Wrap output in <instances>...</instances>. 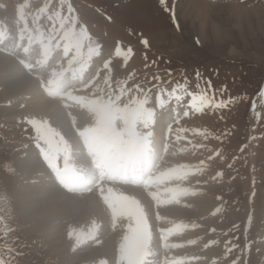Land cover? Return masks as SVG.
I'll return each instance as SVG.
<instances>
[{"label":"rangeland","instance_id":"obj_1","mask_svg":"<svg viewBox=\"0 0 264 264\" xmlns=\"http://www.w3.org/2000/svg\"><path fill=\"white\" fill-rule=\"evenodd\" d=\"M0 29L7 31L0 30V40L15 35L14 43L22 49L32 39L29 56L35 64H42L48 53L53 55L50 70L70 66L68 61L75 56L87 62L82 66H96L89 71L88 86L84 84L81 89L76 87L75 82L81 81L74 70L85 78L88 69L60 70L74 77L75 81L69 80L74 85L72 93L68 92L58 109L46 117L31 110L40 100H32L28 94L7 100L0 84V264H160L159 253L171 259L168 252L173 250L181 256L183 234L172 235L173 248L143 237L130 240L115 228L116 219L121 217L104 207L112 224L94 235L86 234V239L79 235L81 226L67 224L58 237L71 249L62 252L57 245L59 239H54V228L41 229L40 221L36 223L27 213L20 193L24 171L17 165L22 158L31 157L50 171L52 155L58 167H70V156H66L70 152L63 149L65 139L71 137L67 134L72 129L78 132L88 126H103L129 138L125 146L134 148L127 149L133 153L129 171L135 169L139 158L148 168L147 161L157 152L144 150L141 145L163 130L153 119L155 128H150L149 116L156 115L165 103L163 108L174 105L167 101L176 96L186 97L176 105L194 100L201 104L169 123L188 132L187 143L165 152L157 150L163 158L157 176L152 174L150 181L157 190L155 185L142 184V180L138 184L120 180L139 186L148 199L143 200L147 212L142 214L153 220L149 229H154L161 216L153 196L175 197L180 201L163 209L157 224L172 226L174 208L190 212L188 219L175 220L194 224L192 230L199 234L195 237L198 240L186 243L184 248L203 247L209 252L206 258L211 264H264V0H0ZM38 40L48 46H38ZM49 46L65 49L66 59L56 62L55 58L65 52L52 51ZM39 47L42 51L38 53ZM0 49L7 52L0 50V55L25 67L21 54L9 53L2 43ZM25 72L37 82L38 76H31L30 69ZM60 94L57 91L52 96ZM77 98L84 100V108L70 111V103ZM91 101L97 102L98 108L109 106L112 111L136 113L132 122L140 129L137 138H131L129 132L134 130L129 126L101 123V108L92 109L95 104ZM59 112L67 116L66 121L50 122V117L55 118ZM102 129L94 132L106 136V129ZM164 132L163 137L170 139L175 131L169 128ZM101 147L91 141L89 155L106 160ZM118 147L119 143L113 145L116 152ZM107 163L112 164L110 159ZM165 183L182 191L183 196L166 194ZM99 187L93 181L81 193L89 194ZM72 257H76L74 262Z\"/></svg>","mask_w":264,"mask_h":264},{"label":"bare ground","instance_id":"obj_2","mask_svg":"<svg viewBox=\"0 0 264 264\" xmlns=\"http://www.w3.org/2000/svg\"><path fill=\"white\" fill-rule=\"evenodd\" d=\"M0 43L3 44V48L7 49L9 53H17L19 55L21 54V60L25 65V67L19 66L10 57H7L6 55H0V84L4 86V95L7 100H15L18 95H31L32 100H40L39 104L37 106H33L31 110L39 112L42 117H46L49 113L56 110V108L59 106L58 104L62 100H64L65 97L69 96L68 92L69 94L72 93L71 91L74 85L69 81H75L72 74L70 72L64 73L61 71L49 69V66L51 64L49 61L53 55L48 53L47 57L43 60L44 62L42 64L40 62H37V64H35L33 59L30 58L29 47L33 44L32 39H30V42L27 43L26 47L23 49L20 45L16 47V43H14V36H9V38L0 40ZM26 66H28V68L34 69V75L31 76H38L36 79L37 82L33 79V77L27 75L28 73L25 72V69H27ZM45 71H47V73ZM74 73L81 81L80 83L75 82L76 87H79L81 89L82 85L85 84L86 86L88 80V73L85 75V78L83 76H79L77 70H74ZM81 77H83L84 79H82ZM57 91L61 94L57 97H53L52 95L55 94ZM28 99H31V97H28ZM179 99H182V97H176L175 99H173V102L171 103L174 105H169L168 107L161 109V111L159 112L160 114H157L153 118V121L159 127L163 128V130H161L158 134L150 136V138L153 139L152 142L144 145L145 147L149 145V150H161L165 152L167 148H169L170 150L173 147H178L182 144L187 143L186 134H188V132H185L182 129H178L176 127L174 128V134L171 136L174 137L175 140H173L171 137L170 139L167 138L168 136L163 137L165 133L164 131H167L168 124L171 123L176 116H178L179 114H187L188 112H192L198 107L199 104H201L200 100H194L189 103L176 105L177 103H179ZM74 100L78 101L71 102L69 110L79 112L80 109L84 108V100H80L78 98ZM95 108L98 107L92 105V109ZM66 117L65 115L60 113L55 118L50 117L49 120L53 124H63V122L66 121ZM61 119H63L64 121H62ZM69 123L71 122L69 121ZM95 123L97 124L96 121ZM96 126L97 125H95V127ZM98 130L101 132L103 131V129L101 128L99 129L93 127L91 129L88 126L86 128L78 130L79 133L74 132L75 130L72 129L71 132L67 134V136L71 137L65 139L66 143L64 146L66 148L63 149L69 150L70 152L69 153L67 151L69 154H66L70 156V160L72 163V166L70 167H58V162L53 159L52 155L49 156V159L52 160L53 167V170L50 171H47L43 166H41L37 161H35L31 157L27 158V160L22 158L20 161L17 162L19 169H22L24 171V174L20 181V193L24 198V203H26L25 209L27 213L33 217L36 223L40 221L41 229L44 228V230L46 231V229L51 226L54 228L55 233L57 234L55 235L54 239H59L60 242H57L58 244H56L60 247L62 252H69V250L71 249V246L68 242L63 241L62 239H60V237H58V235L62 234V232L66 229L67 224L74 223L76 224V226H81L79 228L83 229H81V232L78 231L80 233L79 235L81 236H86V234L90 233L91 235H94L92 233L102 230V228L106 225L112 224L110 222L109 216L107 215V212L105 211L106 209L110 210V213L121 217L116 219L115 228H118L120 231H123L125 233L124 235H126L130 240H135L137 238L143 237L144 239H149L150 241H158L164 247L171 246V248H173L174 245L172 244V241H174L173 238L175 237H172V235L174 233L183 234L180 235L181 237H184V239L181 240L182 242L180 244L183 246L181 256H178L173 250H169L168 252L172 253L171 259L165 258L164 255L159 253L160 264H211L206 258L209 252L203 247L200 250H197L193 245L192 247L189 246V248H184L186 243L190 244L191 241H193L195 237H197L199 234L196 230H192L196 228L194 224L188 225L186 223H178L175 220L188 219L187 215L190 214V212L171 208L173 209L176 218L175 220H172V218H170L171 220L169 219L171 223H173V225L169 227H164L162 225L157 224V222H159V220L163 217V209L170 208V206H173L174 204L180 201V199H176L175 197L172 199L171 197L176 196L177 198H181L183 196L182 191H178L176 188L172 187L170 183H165L163 186H165L167 189L164 192L169 195H175L171 196V199H166L167 197L163 192L162 193L165 195L164 197L166 198H162L163 196H153V199L156 202V206L161 212V216L157 217L154 229H149V225L152 223L153 220L148 214H142L147 212V206L144 205L143 200L149 202L148 199L145 197L139 186L133 187L131 184H123L122 180H119V178L128 179L130 182L138 184L139 182L136 180H138V176L142 174L143 183L147 182V185L149 184L150 186L155 185L154 189L157 190L156 184H152L150 182L152 179L151 175L154 171L149 172L148 168L143 167L140 158L135 164V169L129 171L131 162L133 161V153H129V151H127L128 147L123 146L121 140H113L110 137L106 139H108L111 144L119 143L118 151L120 156L115 157L113 160H111L112 164H108L107 161L110 159V157L116 156L117 152H113L112 150H110L111 144L108 140L103 138L100 134L94 132ZM123 134L124 133H122V135ZM162 139L168 140L170 142L165 143V141H162ZM91 141L94 143L95 146H102L100 148L102 150L101 155L102 157H107L106 160L98 159L94 156L89 155L88 146ZM84 145H86V149L84 148ZM103 162H105V164H103ZM118 164H122V168H118ZM166 166L168 165L166 164ZM33 169L35 173L32 172ZM100 175H102L103 179L99 183L100 187L97 188L96 191H93L89 194L81 193V190H86L87 188L91 187L93 181L94 184L97 185V182L100 179ZM160 181L162 182V179H160ZM113 185H121L125 187L118 188L114 187ZM105 205H107L108 207H106ZM150 232H152V234H150ZM76 234L78 235V233ZM87 236L85 237V239L87 238ZM109 236L110 235H108L107 238H109ZM82 238L84 239V237ZM107 242L108 244H110L109 240ZM88 254L90 253L88 252ZM63 257L64 256L62 255V258ZM86 257H83V259H86ZM75 259L76 257H72V262H74ZM65 262L66 260L64 261V263Z\"/></svg>","mask_w":264,"mask_h":264}]
</instances>
